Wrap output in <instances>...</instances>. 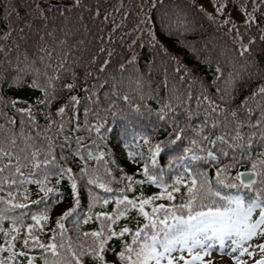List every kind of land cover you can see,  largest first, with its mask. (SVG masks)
<instances>
[{
  "label": "snow or ice",
  "instance_id": "obj_1",
  "mask_svg": "<svg viewBox=\"0 0 264 264\" xmlns=\"http://www.w3.org/2000/svg\"><path fill=\"white\" fill-rule=\"evenodd\" d=\"M157 5L158 0H129L127 5L123 0H117L113 10L120 12L124 19L120 24L113 21L107 35L104 24L111 12L107 9L101 12L99 4L93 7L85 0H70L66 5H52L44 0H31L30 5H25L23 0H9L3 5L0 40L8 41L15 32L21 42H27L29 33L38 34L43 42L39 51L45 55L39 58L44 67L43 72L40 67L35 66L34 61L25 63L15 75L0 72V87L19 88L27 85L39 90L41 95L35 97L37 105L46 106L55 99L54 82L60 78L61 71L71 74L70 82L63 84V88L71 90L78 86L77 73L73 71L74 62L68 57L69 54L75 57L76 53L72 50L78 44L83 45L84 41L79 40L69 45L66 37L73 35L75 29L68 24L69 17L65 13L71 14L74 10H80L81 15L77 16V19L82 21L83 11L89 10V19L93 23L100 19V34L96 39L101 43L89 54L88 62L83 64L85 73L81 79L84 81V97L88 103H95L98 109L97 112H92L85 104L83 124L77 117L81 97L72 94L66 102L67 107L72 110L70 114L65 112L66 105L61 104L55 109L57 120H53V114L47 112L46 127L34 134L31 129L25 132V115L28 117L27 123L32 128H37L35 106L24 101L27 106L17 108V101H20L21 97L8 98L0 95V103L11 105L20 114L19 129L14 127V117L0 123V192L6 193L0 195V239L3 240L0 243V253H6L0 256V264H37V261L39 264H196L197 261L199 264H211L210 260L204 259L213 250L211 245L206 244L208 238L214 239L221 249L226 239L231 240V259L235 264H248L245 257L251 258L250 264H264V82L240 102L241 108L248 104L244 109V119L237 116L236 108L230 109L228 115L232 121L225 118V131H217L216 135L211 132L221 124L220 119L214 117L210 121V128L207 120L209 112L205 111V121L202 125H181L179 120H172L166 115L175 108V105L167 102L157 110L161 121H169L168 127L171 131L166 136L154 138L155 128L150 131L136 130L130 126L122 129L125 147L129 149L127 155L134 163L139 164L136 172L142 173L143 179L125 173L122 168L120 176L114 177L113 168L108 166L109 161L105 158L107 154L99 147V143L105 138L108 125L103 123V116L99 115V100H94L97 94L95 84L90 89L87 80L93 75L99 78L101 73L107 71L115 49L109 47L106 52L103 41L114 40L117 29L126 26V32H120V37L122 43L127 41L126 48L130 53L127 60L118 65L121 70L126 64L137 59L138 45L145 42L149 45L158 43L155 31L159 19ZM53 7L58 15L63 17L59 25L56 24L55 17L48 15ZM195 7L214 22L227 26L229 33L235 30L233 42L238 45L239 55H250L257 41L264 44V0H212L216 16L206 11L201 4H195ZM232 7L240 14L239 21L232 15L225 14L230 13ZM161 25L166 27L162 20ZM79 26L87 31V25ZM57 28L59 39H55ZM245 33L246 40L243 38ZM45 36L53 37L54 43L62 49L56 64L45 59V56L51 58L52 52L56 50L50 49L48 43L44 42ZM12 40L13 46L19 48V45L15 44L16 36H12ZM158 46L167 53L163 45ZM10 50L5 43H0V51H3L5 56ZM170 59L176 61L177 68L182 67L177 57L171 56ZM24 61H28L26 53ZM66 62L72 67L66 68ZM249 64L252 62L249 61ZM11 67L16 68L18 64H11ZM255 71L264 69L256 68ZM184 72L190 81L198 79L186 68ZM29 74L31 79L26 80L25 77ZM221 76H224V70L217 61L213 82ZM237 77L239 73L233 76L232 70L224 76L223 94L218 96L221 103L217 104V101L207 94V89L202 97L199 94L196 96L197 101L206 102L212 112L222 113L226 108L224 101L232 99ZM184 78L180 77L181 80ZM221 92L222 89L217 87L216 93ZM258 94L259 100L256 99ZM187 95H192L190 90ZM250 97L252 104L248 103ZM122 99L127 100L128 97L124 96ZM114 104L115 101L108 104V109L112 110ZM131 107L139 110L138 105L133 104ZM39 111L44 112L45 108L41 107ZM116 114L115 110L111 111V115ZM192 115L191 111L186 113L187 117ZM89 117L92 118L91 121ZM54 124L59 127L53 129ZM65 128H69L68 135L63 134ZM52 131L68 142L71 152L79 156L83 166L79 167L78 171L74 172L67 163H60L66 161L67 156L63 151L64 144L59 145L61 152L59 156L56 155L57 145ZM74 133L80 134L73 136ZM34 136L43 137L44 144L37 146ZM86 139L87 144L82 142ZM18 140L22 142L23 147L17 144ZM73 143L75 147L72 146ZM93 145L96 147H92ZM229 149L232 150L231 160H228ZM236 150L240 151L239 157ZM158 154L167 155V165H158ZM221 156L226 162L220 163L215 169L214 178L208 176L207 168L197 170L189 163L201 159L219 163ZM102 158H105L104 175H101L95 165L87 162L93 159L100 161ZM241 161H250L244 171L238 170ZM112 163L115 164V161ZM178 165L180 167H177ZM166 167L173 170L170 179H166ZM230 169H237L234 175ZM53 176L56 177L54 184L49 179ZM65 177L70 187L68 195L71 203L56 217L55 226L49 229L46 225L51 208L57 203L56 198L64 200V193L59 184ZM116 180L121 183L126 180L127 184L113 189L111 184ZM30 182L38 186L40 193L35 200L29 198L31 193L26 186ZM146 182L157 185L160 191L151 195H145L143 192L135 196L125 195V192L133 190L134 185H143ZM81 187L87 190L86 211L81 208ZM229 189L233 191H224ZM99 190H103V194ZM113 192L116 193L115 196L111 195ZM176 193L181 194V203H153L154 200L165 197L168 201H174ZM109 201H114L111 211H94L97 205H107ZM28 205L33 207L29 209ZM146 207L150 210H146ZM133 210L143 217V223H138L134 229L128 224L114 226L121 217H126ZM81 217L83 222L95 217L98 226L90 231L80 232ZM65 218L75 225L79 236L86 240L90 238L91 242H82L79 238L73 242L69 229L65 226ZM29 219L31 223L26 222ZM5 222L7 226H4ZM45 231L51 232L46 240L39 235ZM257 237L260 238L259 243H252L253 238ZM112 238L119 240V250L108 247ZM17 242L20 246H17ZM109 251L113 253L112 259L108 258Z\"/></svg>",
  "mask_w": 264,
  "mask_h": 264
},
{
  "label": "trees",
  "instance_id": "obj_2",
  "mask_svg": "<svg viewBox=\"0 0 264 264\" xmlns=\"http://www.w3.org/2000/svg\"><path fill=\"white\" fill-rule=\"evenodd\" d=\"M9 0H0V19H3L5 3ZM46 3H51L52 5H66L70 0H44ZM86 3L95 7L97 4L100 5L101 12L105 9L111 12L108 20L104 24L105 35H107L108 29L111 26V23L115 21L117 24H120L121 20L124 17L121 16L120 12L114 11V6L117 5V0H85ZM124 4L127 5L129 0H123ZM25 5H30L31 0H23ZM195 4H199L198 0H158V5L156 12L159 14V19L155 26V31L157 33V44L149 45L148 43H143L136 47L137 59L133 62H130L125 65L123 70L118 68L120 63H123L127 60V57L130 53L127 52V41L121 42L120 32H126V26L117 29L114 33L115 39H109L103 41L105 51L109 47L115 49L112 54L110 65L107 68V71L100 74V77L93 75L89 77L87 83L91 89L95 84L97 89L96 97L94 100H99V115L103 116V123L108 125V128L105 130V138L102 143H99V147L107 154L106 159L109 161V167L113 168L112 175L114 177L120 176V169L122 168L125 173L134 175L139 179H143L142 173H137L136 169L139 167V164L134 163L127 155L128 148L125 147L123 141L122 129L130 126L132 129L150 131L152 128L156 129L154 138H161L166 136L168 132L171 131V128L168 127V119L161 121L157 115V110L160 109L166 102L170 105H175L173 111L166 113V115L172 120H179L181 125L185 123L196 127L202 125V122L205 121V111L209 112L207 120L209 121V127L211 128L210 121L215 117L221 120V124L217 129L212 130L211 134L216 135L217 131L224 132L223 121L227 118L230 122L232 118L228 115V111L232 108L237 109V116L240 119H244L245 113L244 109L248 107V104H245L243 108L240 107V102L244 99L245 96H249L251 91L262 82H264V71H255L254 69H264V44L256 42L251 54H245L244 56L239 55L238 45L233 42L235 35V30L229 33L227 26L214 22L204 15L200 9L195 7ZM21 11H23L21 9ZM123 10L121 9V12ZM213 16L217 14L212 13ZM229 14V13H225ZM50 17L56 18V24L59 25L63 17H60L56 12V8L53 7L52 11L48 13ZM68 18V24L75 29L73 35L66 37L69 42V45L72 43L83 40V45H77L74 51L76 56L69 54L68 59L74 62L73 71L77 73V87L69 90L63 88L62 85L70 82V73L61 71L60 78L56 80L55 83V99L52 100L51 104L46 106L37 105L35 97L41 95L39 90L32 89L27 85L19 88H3L0 87V95L5 97H21L20 101H17V108L26 107L27 104L24 101H27L28 104L35 106L34 114L37 117L36 124L37 128H32L30 124L27 123V115H25V125L24 131L28 132L31 129L34 134L38 130L47 126L46 114L51 112L53 120H57L55 109L61 104H65L68 101V97L72 94H76L81 97V102L78 105L77 117L81 124L84 123V112L83 106L87 104L92 112H97V106L95 103H88L84 97L83 89V79H81L85 73V68L83 67L84 63L88 62V56L91 52L95 51L97 45L101 43L100 40H97L96 37L99 36V29L101 27V20L96 19L95 22L89 19L90 12L89 10H84L83 20H78L77 16L81 15L80 10H74L71 14L65 13ZM119 17V18H118ZM222 18V17H221ZM161 20L163 21V27L161 25ZM236 20V19H235ZM183 21V23L181 22ZM239 21V20H236ZM78 25H87V31L85 28ZM130 26V21L129 25ZM51 24L49 25V28ZM2 29V26H0ZM241 31L243 29L241 28ZM2 34V32H0ZM59 30L55 34V39H59ZM12 36H16L15 44L19 45V48L13 46ZM12 36L9 37L8 41L0 40V43H5L7 47H10L11 50L8 52V55L5 56L3 51H0V72L9 73L15 75L20 68L24 67L25 63L35 62V66L41 68V71H44L40 57L45 55L39 51V47L42 45V41L38 34L29 33L27 42H21L18 35L13 32ZM245 40L247 34L243 37ZM44 42H47L50 49H56L52 52L51 58L45 56V59L52 64H56L57 57L61 55L62 49L59 45L54 43L53 37L45 36ZM158 45H163L167 49V53L162 51ZM24 53L28 56V61H24ZM171 56H175L178 59L179 65L182 66L177 68L176 61L170 59ZM77 57L79 60L77 61ZM9 61L11 63H9ZM219 61L222 69L224 70V76L227 75L229 70H232L233 76H236V73H239V77L236 79V87L232 92V99L225 100L226 105L225 110L222 113L212 112L208 107L206 102L197 101L196 96L199 94H204L205 89H207V94L217 101V104L221 103L218 99V96L223 94V79L224 76H221L219 80L215 83V67L216 62ZM249 61L252 64H249ZM11 64H18V67L13 68ZM91 67V65H89ZM65 67H72L67 62ZM187 69L188 72L192 74L193 77L198 79L189 80L187 78V73L184 72V69ZM51 74V69L48 70ZM181 76L185 78L180 79ZM26 80L31 79V74L25 77ZM101 80L103 83H101ZM167 81V83L165 82ZM114 86V88H113ZM220 87L222 92L220 94L216 93V88ZM191 91L192 95L189 97L187 93ZM127 96L128 99L124 100L122 97ZM259 100V94L256 98ZM115 101L112 110L116 111V115H111L110 109L107 105L112 104ZM186 101V102H182ZM249 104L253 103L252 98L248 102ZM138 105L139 110L133 109L131 105ZM41 107L45 108L44 112H40ZM69 107H65L66 113H71ZM191 111L193 115L187 117L186 113ZM5 113L7 114L5 116ZM105 113H108L105 115ZM15 118V129L20 128V114L15 108H12L11 105L5 106L3 103H0V123H4L7 118ZM91 117L89 120L91 121ZM252 119H255V113L252 116ZM59 127L58 124L53 125V129ZM71 127V125L69 126ZM69 128L63 129V134L68 135ZM191 133V129H189ZM52 136L55 138V144L57 145L55 151L56 155L59 156L61 152L60 144H64V153L67 156L66 161H60V163H67L74 172L78 171V168L83 166L79 156L74 155L69 146L68 142L64 141L62 137L57 136L55 131H52ZM80 133H74L73 136ZM95 135V134H92ZM90 138V137H89ZM36 145L39 146L44 144V139L41 136H34ZM87 144V139L82 141ZM17 144L23 147L21 141H17ZM75 147L74 143L72 145ZM92 147H96L93 145ZM27 150V149H26ZM237 157L240 155V151L236 150ZM97 161L95 159L87 161L90 165H95L99 170L101 175H104V166L103 159ZM232 158V150L229 149L228 160ZM158 165L163 167L168 164L167 155L158 154ZM115 161V164L112 163ZM225 158L220 157L219 163H215L206 159H201L199 161H189V163L194 167V169L207 168V173L210 178L215 177V169L220 166V163H225ZM183 163V162H182ZM250 165V161L239 163V169H246ZM177 167H180L178 165ZM237 169H230L232 174H235ZM27 172L28 170L25 169ZM173 174L171 168H165L166 179H170ZM50 181L54 184L56 177H49ZM106 179V177H105ZM127 184V181L123 183L119 180L113 181L111 186L113 189L123 187ZM213 184L215 186V181L213 179ZM59 186L61 187L62 192L64 193V200L61 201L57 197V203L54 204L49 213V221L47 222L46 227L51 229L55 226L56 217L67 207L70 206V197L68 193L70 192V187L68 185L67 178L65 177L60 181ZM30 189V199L35 200L36 196L40 193L38 192V186L35 183H29L26 186ZM103 194V190H99ZM160 188L157 185L146 182L143 185H134L133 190L130 192H125V195L135 196L139 192H143L145 195H151L154 192H159ZM224 191H233L231 189ZM81 193V208L86 211L87 208V190L83 187L80 188ZM0 195H6L4 192H0ZM111 195L115 196L116 193L113 192ZM176 199L174 201H168L167 198H159L153 201V203L166 204V203H181V194H175ZM114 201H109L107 205H97L94 211H111ZM208 203V201H205ZM29 209L33 206L28 205ZM146 210L150 208L146 207ZM258 214V213H257ZM80 232L90 231L95 229L98 225L95 220V217L89 219L87 222H83L81 217ZM26 222L31 223V220ZM138 223H143V217L137 215L136 211H130L126 217H121L119 221L115 223V227L123 226L128 224L129 227L135 228ZM4 226H7L5 222ZM65 226L69 229V235L72 237L73 242L79 238L82 242L90 243L91 240L85 239L82 236H79V233L76 230L74 224L68 218H65ZM57 231H59L57 229ZM2 235V234H0ZM42 239L51 235V232L45 231L39 233ZM127 239V234H125ZM253 241L258 242L260 238H253ZM3 240L0 239V243ZM119 240L112 238L108 242V247L119 250ZM17 246L19 242H17ZM6 255V253H0V256ZM108 258H113V253L109 251L107 253ZM39 264V261H37Z\"/></svg>",
  "mask_w": 264,
  "mask_h": 264
},
{
  "label": "rangeland",
  "instance_id": "obj_3",
  "mask_svg": "<svg viewBox=\"0 0 264 264\" xmlns=\"http://www.w3.org/2000/svg\"><path fill=\"white\" fill-rule=\"evenodd\" d=\"M199 4L203 5L204 9L208 12L214 13L213 7H212V0H198ZM233 16L234 19L240 20L241 16L238 12L235 11V8L232 7V11L229 13ZM206 244L212 246V251L210 255H206L204 259L210 260L211 264H235V262L231 259V250H230V244L231 240L226 239L224 241V247L223 249L220 248V246L215 242L214 239L208 238L206 241ZM197 250H200L197 248ZM187 255V252L185 251V256ZM258 258V255L256 256ZM246 261H248V264H250L251 258H244ZM196 264H199L197 261Z\"/></svg>",
  "mask_w": 264,
  "mask_h": 264
}]
</instances>
